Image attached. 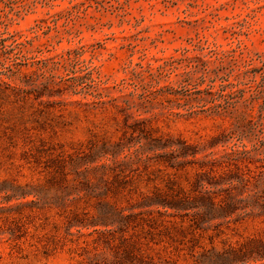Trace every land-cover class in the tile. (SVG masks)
<instances>
[{"label":"rangeland","instance_id":"rangeland-1","mask_svg":"<svg viewBox=\"0 0 264 264\" xmlns=\"http://www.w3.org/2000/svg\"><path fill=\"white\" fill-rule=\"evenodd\" d=\"M226 101L227 112L215 111ZM131 128L199 153L192 163L177 159L183 163L175 168L166 163L169 149H144L142 161H131L145 144ZM242 145L246 160L224 158ZM198 172L220 182L208 189L235 201L230 222L195 229L192 212L170 216L152 207L143 217L179 241L143 245L144 255L198 264L203 248L264 241V214L250 207L264 204V0H0V264L78 259L69 242L47 254L27 244L12 250L1 209L20 202L4 201L17 186L41 185L47 198L59 186L76 187L80 213L96 215L108 202L128 214L148 210L130 208L155 191L189 192ZM40 218L37 232L64 235L59 221L55 230L51 216ZM135 235L146 232L125 234ZM192 237L201 246L194 251Z\"/></svg>","mask_w":264,"mask_h":264},{"label":"trees","instance_id":"trees-1","mask_svg":"<svg viewBox=\"0 0 264 264\" xmlns=\"http://www.w3.org/2000/svg\"><path fill=\"white\" fill-rule=\"evenodd\" d=\"M186 82L188 81L182 80L179 83L183 91H187L185 89L187 87ZM157 91H161V89ZM140 97L145 100L143 95ZM230 105L228 101L223 105H215V111L227 112ZM137 124L139 123L136 122L134 125ZM131 131L132 133H138L145 140V144L141 145L140 149L135 150L131 161H142L144 149L148 152L169 149L170 152L166 154V163L168 167L175 168L183 163L182 161L174 162L177 159L183 158L187 160L192 158V160H188V163H192L199 153L197 146L188 144L185 141L179 140L174 144L170 139L165 141L154 139L151 142L139 128H131ZM238 139L241 142L242 139ZM213 146V144H209L208 147L212 148ZM114 147H118V143ZM242 148L241 151H225L224 158L246 160L250 151L244 145H242ZM254 150L257 149L255 148ZM103 153H111L113 155L112 152ZM128 158H131V156ZM205 174L208 173H196L189 192L184 191L181 187H178V189L168 187V190L164 193L155 191L153 195L144 196L142 201L130 208L131 211L134 209L148 210L128 214L124 213L126 209L108 202L102 203L96 208V215L80 213L78 210L81 196L80 190L76 187L71 190L68 187L59 186L56 194L47 198L44 196V192L48 189L41 185L17 186L14 190L12 189L10 194H6L4 197L6 203L12 200L20 202L6 207V209L2 207L1 210L6 213L3 217L4 229L2 233L8 234V240L12 242L11 248L17 253H22L25 248L24 244L35 248L41 246L43 253L47 254L56 250L59 242H63V245L69 242L74 245L69 249L70 252L78 256V259L75 260L76 264H162L163 261H167L160 258L156 261L154 258L144 255L142 246L144 245L147 249H151L152 245H160L163 242L170 244V242L175 243L179 240L174 238L168 227H163L162 229L157 226L154 217H143L144 213L151 215L153 211L150 209L152 207L162 208L166 213H168V210H173L180 216H187L192 212V216L198 217V220L193 222L195 229L203 230L207 228H203L200 225L205 223L211 224L213 221L220 220L224 223H229L230 218L238 209L232 198L219 197L215 191L208 189V187L216 188L220 182L215 180L212 175H207L203 178L202 176ZM29 197L32 198L29 199ZM251 205V209L261 210V213L264 214V204H258L259 206ZM247 207L245 205L242 209ZM157 213L161 214L159 211ZM47 214H50L49 216L54 220L53 228L55 230L59 227L57 221L64 228V235L58 240L37 232L36 220H40V217L47 220L49 217ZM168 215L172 216L171 213H168ZM221 224L219 223L217 226ZM31 226L36 229V232L30 233L29 228ZM39 227L44 229L42 224ZM108 227L115 228L109 229ZM138 227L145 230L146 236L135 235V239L134 236H125L129 229L133 230ZM83 230H87V232H83ZM28 235L30 239L27 238ZM69 236H76L77 238L74 240L73 238H68ZM141 238L145 241L142 242ZM209 239L211 240V236H209ZM190 242V251L201 247L197 238L192 237ZM196 261L198 264H264V241L249 238L235 244L225 242L222 250H216L213 246L210 249L203 248L202 252L196 257Z\"/></svg>","mask_w":264,"mask_h":264}]
</instances>
